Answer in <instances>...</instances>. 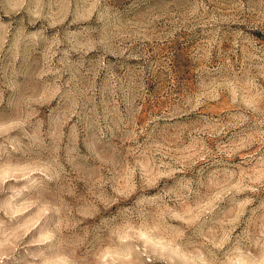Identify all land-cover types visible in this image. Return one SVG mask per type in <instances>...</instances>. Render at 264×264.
<instances>
[{
    "label": "rangeland",
    "instance_id": "374dc122",
    "mask_svg": "<svg viewBox=\"0 0 264 264\" xmlns=\"http://www.w3.org/2000/svg\"><path fill=\"white\" fill-rule=\"evenodd\" d=\"M0 264H264V0H0Z\"/></svg>",
    "mask_w": 264,
    "mask_h": 264
}]
</instances>
